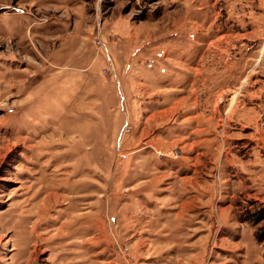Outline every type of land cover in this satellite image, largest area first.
I'll return each instance as SVG.
<instances>
[{"label": "rangeland", "instance_id": "1", "mask_svg": "<svg viewBox=\"0 0 264 264\" xmlns=\"http://www.w3.org/2000/svg\"><path fill=\"white\" fill-rule=\"evenodd\" d=\"M118 246L264 264V0H0V264Z\"/></svg>", "mask_w": 264, "mask_h": 264}, {"label": "built area", "instance_id": "2", "mask_svg": "<svg viewBox=\"0 0 264 264\" xmlns=\"http://www.w3.org/2000/svg\"><path fill=\"white\" fill-rule=\"evenodd\" d=\"M117 250L121 255L122 259L129 264V262L132 260V255L130 254L128 247L118 246Z\"/></svg>", "mask_w": 264, "mask_h": 264}, {"label": "crops", "instance_id": "3", "mask_svg": "<svg viewBox=\"0 0 264 264\" xmlns=\"http://www.w3.org/2000/svg\"><path fill=\"white\" fill-rule=\"evenodd\" d=\"M25 252H26L25 249H19V247H16L15 250L12 252L11 259L13 260L16 257H19L18 255H20L21 253H25ZM22 259L25 260L23 263L21 262ZM28 260H29V257H25V258L21 257V260H20L21 263L12 262V264H27Z\"/></svg>", "mask_w": 264, "mask_h": 264}, {"label": "bare ground", "instance_id": "4", "mask_svg": "<svg viewBox=\"0 0 264 264\" xmlns=\"http://www.w3.org/2000/svg\"><path fill=\"white\" fill-rule=\"evenodd\" d=\"M180 109V108H179ZM25 223H27V222H25ZM23 263V262H22Z\"/></svg>", "mask_w": 264, "mask_h": 264}]
</instances>
